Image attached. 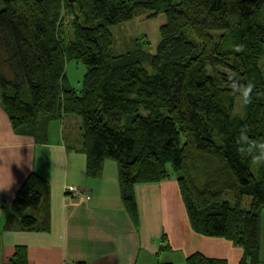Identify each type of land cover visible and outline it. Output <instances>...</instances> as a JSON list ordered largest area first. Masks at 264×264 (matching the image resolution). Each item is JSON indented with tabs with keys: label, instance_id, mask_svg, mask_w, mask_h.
Listing matches in <instances>:
<instances>
[{
	"label": "trees",
	"instance_id": "16d2710c",
	"mask_svg": "<svg viewBox=\"0 0 264 264\" xmlns=\"http://www.w3.org/2000/svg\"><path fill=\"white\" fill-rule=\"evenodd\" d=\"M161 13L154 54H113L111 27ZM70 60L85 68L78 91L66 79ZM234 80L254 85L246 108ZM0 105L17 133L35 137L50 120L79 117L71 145L87 177L114 161L132 219L133 186L174 177L193 232L240 248L238 264H261L264 0H0ZM48 198L45 180L30 173L12 204L21 230H48ZM186 263L227 264L200 253ZM8 264H28L26 248L16 246Z\"/></svg>",
	"mask_w": 264,
	"mask_h": 264
},
{
	"label": "crops",
	"instance_id": "0c3cea01",
	"mask_svg": "<svg viewBox=\"0 0 264 264\" xmlns=\"http://www.w3.org/2000/svg\"><path fill=\"white\" fill-rule=\"evenodd\" d=\"M65 121H48L36 137L17 133L0 105V142L7 135L25 141L23 163L11 165L15 183L0 191V264H8L16 246L26 248L28 264H187L193 253L239 263L242 250L230 241L193 232L174 177L134 185L137 213L132 219L120 198L117 164L105 161L99 179L87 177L85 155L64 138ZM54 159L64 166L53 167ZM30 173L48 185L47 231L21 230L20 214H13L14 196ZM68 186L80 194L71 196ZM259 256L264 264V208Z\"/></svg>",
	"mask_w": 264,
	"mask_h": 264
},
{
	"label": "rangeland",
	"instance_id": "374dc122",
	"mask_svg": "<svg viewBox=\"0 0 264 264\" xmlns=\"http://www.w3.org/2000/svg\"><path fill=\"white\" fill-rule=\"evenodd\" d=\"M165 22L166 18L162 13L151 18H146V15L142 14L123 24L111 27L113 54H123L133 50L136 46H139L148 53L154 54L159 43V28ZM1 71L5 76H11V72L6 65L2 66ZM84 73V66L77 61L70 60L65 64L67 82L76 91L81 89ZM58 123L61 124L60 121L51 122V124ZM61 126L63 127L64 138L70 143L75 144L82 133L80 118L75 115L66 116V121L62 122ZM224 199L229 201L231 205L234 203L229 193L225 194ZM242 205L243 208L248 209V197H244Z\"/></svg>",
	"mask_w": 264,
	"mask_h": 264
},
{
	"label": "clouds",
	"instance_id": "9594fccd",
	"mask_svg": "<svg viewBox=\"0 0 264 264\" xmlns=\"http://www.w3.org/2000/svg\"><path fill=\"white\" fill-rule=\"evenodd\" d=\"M234 51H243V45H234ZM233 89L236 90V94L240 97V105L242 108H246L252 102V91L254 85L249 83L246 86L241 85L239 81L232 82ZM241 138H246V130L241 133ZM25 143L23 140H19L14 136L7 135L3 141L0 142V191L9 190L15 183V178L11 173V165L13 163L20 166L24 158L21 155L20 149ZM256 162H264V143H261L256 149ZM53 167L62 168L64 161L61 159L52 160Z\"/></svg>",
	"mask_w": 264,
	"mask_h": 264
},
{
	"label": "built area",
	"instance_id": "2783aa9c",
	"mask_svg": "<svg viewBox=\"0 0 264 264\" xmlns=\"http://www.w3.org/2000/svg\"><path fill=\"white\" fill-rule=\"evenodd\" d=\"M66 191H67V193H69L71 196H77V195L80 194V193L78 192V190H77L76 188L72 187V186H68V187L66 188Z\"/></svg>",
	"mask_w": 264,
	"mask_h": 264
}]
</instances>
